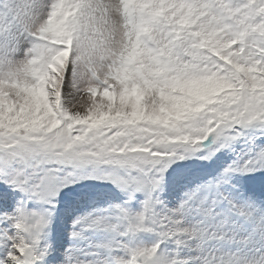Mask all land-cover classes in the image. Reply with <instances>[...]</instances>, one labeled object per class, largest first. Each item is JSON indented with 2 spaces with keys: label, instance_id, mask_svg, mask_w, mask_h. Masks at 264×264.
<instances>
[{
  "label": "snow or ice",
  "instance_id": "obj_1",
  "mask_svg": "<svg viewBox=\"0 0 264 264\" xmlns=\"http://www.w3.org/2000/svg\"><path fill=\"white\" fill-rule=\"evenodd\" d=\"M0 264H264V0H0Z\"/></svg>",
  "mask_w": 264,
  "mask_h": 264
}]
</instances>
